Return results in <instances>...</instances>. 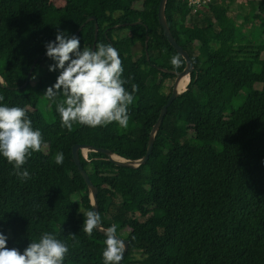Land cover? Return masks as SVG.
Segmentation results:
<instances>
[{
	"label": "trees",
	"instance_id": "16d2710c",
	"mask_svg": "<svg viewBox=\"0 0 264 264\" xmlns=\"http://www.w3.org/2000/svg\"><path fill=\"white\" fill-rule=\"evenodd\" d=\"M63 1L58 8L0 0V104L26 108L45 142L23 166L27 181L0 156V233L8 237L7 247L22 252L50 232L69 245L64 264H103L106 237L83 230L82 213L93 206L72 146L142 159L172 87L162 89L185 61L159 26L160 0ZM235 1L213 0L194 15L182 0L166 1L167 26L194 67L144 164L119 167L100 152L88 151L84 158L79 151L97 189L103 228L117 225L128 243L121 264H264V0H240L249 7L242 25L231 8ZM116 10L121 14L111 23ZM91 16L98 25L96 45L114 47L123 78H131L126 89L131 93V85L138 86L127 128L115 122L95 128L74 124L69 131L56 110L62 97L44 95L59 74L48 70L54 61L46 56V43L58 31L74 35ZM94 33L95 22L85 23L76 35L81 49H92ZM92 129L97 132H86Z\"/></svg>",
	"mask_w": 264,
	"mask_h": 264
},
{
	"label": "clouds",
	"instance_id": "9594fccd",
	"mask_svg": "<svg viewBox=\"0 0 264 264\" xmlns=\"http://www.w3.org/2000/svg\"><path fill=\"white\" fill-rule=\"evenodd\" d=\"M46 56L54 61L48 66L50 72H59L56 81L44 93L48 100L62 97L57 112L63 127L72 130L74 124L88 127H104L117 123L127 128L130 120L129 106L136 99V84L131 93L123 78V64L118 51L110 44L99 43L95 50L81 49L80 39L58 31L55 40L45 45ZM179 57L173 58V64ZM4 99L0 96V101ZM45 147L42 133L32 127L27 109L0 104V156L13 166V174L22 181L30 179V173L23 168L34 152ZM63 153H57L55 163L63 162ZM83 230L91 235L102 230L106 239L102 252L103 264H120L125 243L117 234V225L103 228L97 211H83ZM73 240L76 235L69 234ZM8 237L0 233V264H64L69 245L50 232L41 234L38 241L30 242L21 252L7 247Z\"/></svg>",
	"mask_w": 264,
	"mask_h": 264
},
{
	"label": "water",
	"instance_id": "95a60500",
	"mask_svg": "<svg viewBox=\"0 0 264 264\" xmlns=\"http://www.w3.org/2000/svg\"><path fill=\"white\" fill-rule=\"evenodd\" d=\"M166 1L167 0H160V2H159V6H158V10H157L158 23H159V26L161 27V29L163 31V34H164L165 38L168 41V43L173 47V49L185 61V66L182 69V71H180V72H172L174 74V76H175V79H174L173 84H172L171 94L169 95V97L167 99V102L160 109L158 118H157L155 124L153 125V127H152V129L150 131L148 144H147V148H146V152H145L144 157L142 159H140V160H137V161H131V160H125L123 158H120V157L112 154L109 150H106V149H102V148L96 149V148H92V147L85 146V145H80V144H75V145L72 146L71 153H72V157H73L74 163H75L78 171L80 172L82 178L84 179L86 185L88 186V188L90 190V199H91V204L93 206V211H97V189L92 185V183L90 182L86 172L83 170V167H82V165L80 163V159H79V151H81L82 148H86L87 151L100 152V153L106 155L108 160L111 161L114 165L119 166V167L137 168L138 166L144 164L147 161V159H148V157L150 155V152H151V150L153 148L154 137H155L156 133L158 132V130H159L161 124H162V121H163V119L165 117V114L167 112L168 107L177 98L178 95H180L181 93H183L186 90V88H185L181 92H178L177 89H176L177 83L179 82V80L182 77H185V76L189 77L191 71L193 70L194 66H193L192 62L190 61L187 52L184 51L182 49V47L179 46L176 43L175 39L173 38V36H172L168 26H167V23H166V20H165V16H164V8H165ZM89 21H94L95 22L94 42H93V46H92V49L94 50L95 49V45H96V38H97V34H98V25H97V23L95 21V17H93V16L89 17L85 21V23H88ZM84 24H82L78 28V30L74 34L75 36L81 31V29L84 26ZM124 25H127V24H124ZM147 42H148V35L146 34L144 48H145V53H146V59L148 60ZM32 68H33V66L31 67V70H32ZM29 77H30V74H28V78ZM188 82H189V80H188ZM113 156L116 157V158H113ZM98 231H100L105 236V234H104V232L102 230H98ZM121 239L124 240L123 238H121ZM124 243H125V251L123 253L122 260H123L125 254H126V252L128 250L127 241L124 240ZM122 260L120 261V264H121Z\"/></svg>",
	"mask_w": 264,
	"mask_h": 264
},
{
	"label": "rangeland",
	"instance_id": "374dc122",
	"mask_svg": "<svg viewBox=\"0 0 264 264\" xmlns=\"http://www.w3.org/2000/svg\"><path fill=\"white\" fill-rule=\"evenodd\" d=\"M35 1H38V2H42V1H43V4H45V3L48 2V3H51V4H53L54 6H56V7H58V8L62 7L63 4H64V1H63V0H35ZM231 8H232V11H234L235 13H238V14H239V15H238V21H239V24L242 25V24H243V16H244V15H247L248 12H249V7H248V5H247L245 2H242V1H240V0H236L235 3L232 4ZM120 14H121V11H120V10H116V11L113 13V15H112L111 23L115 22V21L118 19V17L120 16ZM240 15H241V16H240ZM107 24H109V23H107V22H103L102 26L104 27V26H106ZM243 26H244V25H243ZM244 27H245V26H244ZM244 30H246V28H244ZM134 50H135V51H139V50H140V46L137 45V46L134 48ZM172 84H173V81L166 83V84L164 85L162 91H163V92H167L168 89H169V87H172ZM86 132L92 134V133H96L97 131H96V129H92V130H88V131H86ZM87 152H88V151H87L86 148H82V149H81V154H82V156H83L84 158L87 157ZM127 210H131V207H128ZM47 230H48V229H47Z\"/></svg>",
	"mask_w": 264,
	"mask_h": 264
},
{
	"label": "built area",
	"instance_id": "2783aa9c",
	"mask_svg": "<svg viewBox=\"0 0 264 264\" xmlns=\"http://www.w3.org/2000/svg\"><path fill=\"white\" fill-rule=\"evenodd\" d=\"M186 5V11L197 14L199 9L208 6L213 0H182Z\"/></svg>",
	"mask_w": 264,
	"mask_h": 264
},
{
	"label": "bare ground",
	"instance_id": "6f19581e",
	"mask_svg": "<svg viewBox=\"0 0 264 264\" xmlns=\"http://www.w3.org/2000/svg\"><path fill=\"white\" fill-rule=\"evenodd\" d=\"M188 80H189L188 76L182 77L179 80V82L176 85V89L178 92H181L182 90H184L186 88V85L188 84ZM113 158H116V157L113 156Z\"/></svg>",
	"mask_w": 264,
	"mask_h": 264
}]
</instances>
